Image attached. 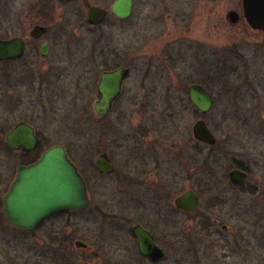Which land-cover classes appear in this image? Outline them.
I'll return each instance as SVG.
<instances>
[{
    "label": "rangeland",
    "instance_id": "374dc122",
    "mask_svg": "<svg viewBox=\"0 0 264 264\" xmlns=\"http://www.w3.org/2000/svg\"><path fill=\"white\" fill-rule=\"evenodd\" d=\"M92 1L107 9L114 2ZM230 10L241 13L242 0H136L130 20L110 16L102 26L92 29L82 9L65 5L61 46L78 49L81 72L89 65L90 50L105 47L117 52V61L133 63L134 70L123 98L108 119L94 116L92 100L80 99L71 114L64 111L67 102L59 101L56 113L55 103L48 104V115L42 117L39 126L53 141L67 144L85 176L89 175V164L92 166L104 150L115 154L120 167L131 157L123 144L134 147L143 130L152 132L159 141V152L175 145L173 152L178 159L184 157L187 136L200 118L187 100V87L201 82L216 99L214 109L205 117L218 139L217 146L207 152L209 176L224 174L236 163L248 166L256 158L260 162L255 163L263 167L264 34L253 32L244 21L229 25L226 14ZM0 20L8 23L9 19ZM16 165L17 156L0 149V204ZM175 167L176 173H181L180 166ZM253 178L263 179V172L255 171ZM176 185L178 194L187 183L177 177ZM227 191L234 199L230 206L248 204L245 195ZM223 210L231 212L230 208ZM240 210L234 209L235 220L226 215L224 223L235 228ZM254 213V229L250 231L254 253L260 256L256 264H264L263 202L256 205ZM90 217L89 211L82 213L76 228L62 229L54 223L31 233L0 224V264H125L106 254L108 238L102 233V220L95 227L101 235L90 234ZM57 230L62 240L50 241L47 236ZM77 238L95 252L76 248Z\"/></svg>",
    "mask_w": 264,
    "mask_h": 264
},
{
    "label": "flooded vegetation",
    "instance_id": "af4514ba",
    "mask_svg": "<svg viewBox=\"0 0 264 264\" xmlns=\"http://www.w3.org/2000/svg\"><path fill=\"white\" fill-rule=\"evenodd\" d=\"M2 1L0 17H8L9 20L8 23L0 20V40L17 39L24 49L18 57L0 60V149L18 159L4 196L16 180L19 167H29L37 163L47 150L62 146L85 180L90 202L85 209L53 214L36 229L23 231L8 222L3 196L0 224L6 223L26 233L54 223L61 228L71 225L76 228L80 215L89 211L91 217L88 222L93 226L90 234L93 237L101 235L95 227L102 220V233L108 238L106 254L125 264H256L260 256L254 253L255 240L250 230L254 229L252 217L256 205L262 202L264 205V166L260 168L255 163H259L260 159L256 158L248 166L236 163L229 165L224 174L209 176L207 152L209 148L217 146L218 139L205 117L214 109L216 99L201 82L187 87V100L200 118L187 136L184 157L178 159L173 152L175 145L159 152V141L152 132L143 130L138 133L136 142L132 143L134 147L123 144L131 157H127L120 167H117L115 154L104 150L96 156L92 166L89 164V175L85 176L71 157L67 144L53 141L39 126L42 117L48 115V104L55 103L53 113H56L59 109L56 103L59 101L67 102L64 111L71 114L80 99L92 100L94 116L100 120L108 119L123 98L127 81L134 70L133 63L117 61V52L105 47L90 50L89 65L81 72L78 49H62L61 46L64 6L77 5L85 13L88 26L97 29L110 16L120 21L130 20L134 15L136 0H133L132 15L127 19H120L113 13L115 0L110 9L96 5L92 0ZM86 3L107 11V17L101 24L89 23ZM73 14L77 15V11ZM121 68L128 70L121 93L109 114L101 117L95 111V104L101 100L99 85L102 77ZM192 85L202 86L212 96L210 111L202 112L191 102L188 90ZM199 121L207 124L216 138L215 144L195 137L194 128ZM19 126L33 129L37 143L30 151L23 146L15 149L8 142L7 136ZM101 156H105L108 162L105 170L97 167ZM176 165L180 166L181 173H176ZM260 170L263 179H254L255 171ZM177 177H183L187 183L178 194ZM228 189L232 190L231 193L248 197V204L230 206L234 199H231ZM187 195L190 197L185 200L184 207L178 206L177 201ZM225 208L231 209L230 214L224 213ZM235 208L242 210L234 228L225 224L224 220L226 215H231L228 217L230 220L236 219L233 216ZM240 216L243 220H240ZM193 219L196 222L192 223ZM47 237L50 241L62 240L58 230ZM75 246L90 254L95 252L78 238Z\"/></svg>",
    "mask_w": 264,
    "mask_h": 264
},
{
    "label": "water",
    "instance_id": "95a60500",
    "mask_svg": "<svg viewBox=\"0 0 264 264\" xmlns=\"http://www.w3.org/2000/svg\"><path fill=\"white\" fill-rule=\"evenodd\" d=\"M88 20L92 25L101 24L107 17V11L101 7L86 3ZM113 13L120 19L131 17L133 0H115ZM229 25L235 26L242 20L248 27L264 34V0H242L241 13L230 10L226 14ZM23 44L17 39L0 40V60L11 59L23 53ZM128 70L118 69L104 74L99 85L101 100L96 102V113L104 117L109 114L115 99L120 95L123 80ZM191 102L202 112H208L213 106L212 96L202 86L192 85L188 90ZM195 137L208 144H215L216 138L204 121H199L194 128ZM9 144L19 149L32 150L37 143L33 129L19 126L7 136ZM108 162L105 156L97 161V167L105 170ZM184 196L177 201L184 207ZM87 185L77 167L70 160L62 146L47 150L41 159L29 166L19 167L16 180L4 196L3 208L8 222L23 231L36 229L45 219L53 214L72 210H82L89 205ZM139 234V233H138ZM78 246H80L78 244Z\"/></svg>",
    "mask_w": 264,
    "mask_h": 264
}]
</instances>
